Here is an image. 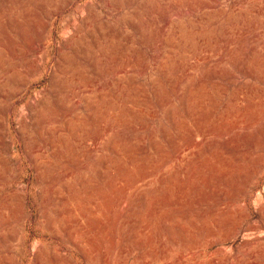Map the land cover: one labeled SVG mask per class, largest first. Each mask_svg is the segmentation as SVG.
<instances>
[{
  "label": "rangeland",
  "instance_id": "374dc122",
  "mask_svg": "<svg viewBox=\"0 0 264 264\" xmlns=\"http://www.w3.org/2000/svg\"><path fill=\"white\" fill-rule=\"evenodd\" d=\"M263 132L264 0H0V264H264Z\"/></svg>",
  "mask_w": 264,
  "mask_h": 264
},
{
  "label": "bare ground",
  "instance_id": "6f19581e",
  "mask_svg": "<svg viewBox=\"0 0 264 264\" xmlns=\"http://www.w3.org/2000/svg\"><path fill=\"white\" fill-rule=\"evenodd\" d=\"M129 2H130V1H129ZM113 3H115V2H113ZM122 4H123V3H122ZM128 4H129V3H128ZM115 5H116V4H115ZM120 5H121V4H120ZM181 8H182V7H181ZM192 8H193V7H192ZM261 8H262V7H261ZM131 14H132V13H131ZM89 17H90V16H89ZM83 18H84V17H83ZM83 18H82V19H83ZM130 19H131V18H130ZM179 19H180V18H179ZM134 20H135V19H134ZM175 20H176V19H175ZM187 20H188V19H187ZM79 22H80V21H79ZM175 22H176V21H175ZM181 22H182V21H181ZM178 23H179V22H178ZM178 23H177V24H178ZM150 24H151V23H150ZM198 24H199V23H198ZM198 24H197V25H198ZM197 25H196V26H197ZM199 25H200V24H199ZM199 25H198V26H199ZM96 26H97V25H96ZM98 26H99V25H98ZM184 26H185V25H184ZM81 27H82V26H81ZM157 27H158V26H157ZM202 27H203V26H202ZM182 28H183V26H182ZM184 28H185V27H184ZM94 29H95V28H94ZM94 29H93V30H94ZM192 29H194V28H191V30H192ZM77 30H78V29H77ZM182 30H183V29H182ZM182 30H181V31H182ZM74 31H75V30H74ZM172 31H174V30H172ZM183 31H184V30H183ZM87 32H88V31H87ZM99 32H100V31H99ZM102 32H103V31H102ZM76 33H77V32H76ZM88 33H89V32H88ZM94 33H95V32H94ZM189 33H191V32L189 31ZM89 34H90V33H89ZM168 34H169V33H168ZM195 34H196V33H195ZM74 35H75V34H74ZM82 35H83V34H82ZM101 35H102V34H101ZM149 35H152V34H149ZM192 35H193V33H192ZM196 35H197V34H196ZM198 35H199V33H198ZM72 36H73V35H72ZM187 36L189 37V35H187ZM76 37H77V36H76ZM151 37H152V36H151ZM191 37H192V36H191ZM202 37H203V36H202ZM70 38H71V36H70ZM162 38H164V37H162ZM193 38H195V37H193ZM193 38H192V39H193ZM200 38H201V37H200ZM227 38H228V37H227ZM71 39H72V38H71ZM80 39H81V37H80ZM93 39H94V38H93ZM151 39H152V38H151ZM188 39H189V38H188ZM192 39H191V40H192ZM68 40H69V39H68ZM163 40H164V39H163ZM200 40H202V39H200ZM70 41H71V40H70ZM79 41H80V40H79ZM41 42H42V41H41ZM166 42H167V41H166ZM75 43H76V42H75ZM173 43H174V42H173ZM195 43H197V42L195 41ZM76 44H77V43H76ZM76 44H75V45H76ZM81 44H83V43H81ZM197 44H198V43H197ZM166 45H167V44H166ZM170 45H172V44H170ZM191 45H192V44H191ZM194 45H195V44H194ZM38 46L40 47V45H38ZM38 46H37V47H38ZM77 46H78V45H77ZM174 46H175V45H174ZM176 46H177V45H176ZM195 46H196V45H195ZM163 47H164V46H163ZM167 47H168V46H167ZM189 47H190V46H189ZM193 47H194V46H193ZM199 47H200V46H199ZM199 47H198V48H199ZM74 48H75V47H74ZM194 48H195V47H194ZM194 48H192V49H194ZM37 49H38V48H37ZM80 49H81V47H80ZM165 49H166V48H165ZM161 50H162V49H161ZM169 50H170V49H169ZM172 50H173V49H172ZM36 51H37V50H36ZM190 51H191V50H190ZM78 52H79V51H78ZM78 52H77V53H78ZM185 52H187V51H185ZM191 52H192V51H191ZM75 53H76V52H75ZM170 53H171V52H170ZM196 53H197V52H196ZM196 53H194V56H195ZM173 54H174V53H173ZM187 54H188V53H187ZM250 54H251V53H250ZM122 55H123V54H122ZM180 55H181V54H180ZM27 56H29V55H27ZM68 56H69V55H68ZM71 56H73V55H71ZM158 56H159V53H158ZM163 56H164V55H163ZM168 56H169V55H168ZM181 56H182V55H181ZM183 56H184V55H183ZM29 57H30V56H29ZM66 57H67V56H66ZM74 57H75V56H74ZM30 59H31V58H30ZM72 59H73V57H72ZM160 59H161V58H160ZM171 59H172V58H171ZM179 59H180V58H179ZM183 59H184V58H183ZM191 59H192V58H191ZM248 59H249V57H248ZM62 60H63V59H62ZM188 60H189V59H188ZM198 60H199V59H198ZM38 61H39V59H38ZM39 62H40V61H39ZM154 62H155V61H154ZM165 62H166V61H165ZM171 62H172V61H171ZM68 63H70V62L68 61ZM152 63H153V62H152ZM180 63H182V62H180ZM191 63H192V62H191ZM245 63H246V62H245ZM245 63H244V64H245ZM196 65H197V64H196ZM242 65H243V64H242ZM37 66H38V65H37ZM60 66H61V65H60ZM71 66H72V64H71ZM181 66H182V65H181ZM181 66H180V67H181ZM245 66H246V65H245ZM38 67H39V66H38ZM175 67H176V66H175ZM242 67H244V65H243ZM242 67H241V68H242ZM67 68H68V67H67ZM244 68H245V67H244ZM71 69H72V67H71ZM165 70H166V69H165ZM241 70H242V69H241ZM175 71H176V70H175ZM242 71H243V70H242ZM61 72H62V71H61ZM179 72H180V71H179ZM184 72H185V71H184ZM245 72H246V71H245ZM65 73H66V72H65ZM59 74H60V73H59ZM186 74H187V73H186ZM174 75H175V74H174ZM127 77H128V76H127ZM162 77H163V76H162ZM119 78H120V77H119ZM157 79H158V78H157ZM159 79H160V78H159ZM121 80H122V78H121ZM129 80H130V79H129ZM55 81H56V80H55ZM59 81H60V80H59ZM59 81H58V82H59ZM152 81H153V83H154V80H152ZM186 81H187V80H186ZM58 82H57V83H58ZM128 82H129V81H128ZM61 83H62V82H61ZM131 83H132V81H131ZM153 83H152V84H153ZM122 84H123V83H122ZM134 85H136V84H134ZM155 85H156V84H155ZM193 85H194V84H193ZM56 86H57V85H56ZM60 86H61V85H60ZM199 86H202V85H199ZM143 87H144V86H143ZM180 87H181V86H180ZM69 88H70V87H69ZM124 88H126V87H123V89H124ZM135 88H136V87H135ZM135 88H133V89H135ZM146 88H147V87H146ZM152 88H153V87H152ZM191 88H192V87H191ZM121 89H122V88H121ZM142 89H143V88H142ZM182 89H183V88H182ZM58 90H59V89H58ZM156 90H157V89H156ZM190 90H191V89H190ZM194 90H195V89H194ZM196 90H197V89H196ZM247 90H248V89H247ZM250 90H251V88H250ZM59 91H60V90H59ZM123 91H124V90H123ZM126 91H127V90H126ZM144 91H145V90H144ZM154 91H155V89H154ZM154 91H153V92H154ZM157 92H158V91H157ZM190 92H192V91H190ZM250 92H252V91H250ZM46 93H47V92H46ZM57 93H58V92H57ZM141 93H142V92H141ZM144 93H145V92H144ZM193 93H194V92H193ZM119 95H120V94H119ZM119 95H118V96H119ZM134 96H135V95H134ZM141 96H142V95H141ZM116 97H117V96H116ZM42 98H44V97H42ZM139 98H140V97H139ZM161 98H162V97H161ZM165 98H166V97H165ZM45 99H46V98H45ZM55 99H56V98H55ZM113 99H114V98H113ZM113 99H112V100H113ZM57 100H58V98H57ZM59 100H60V99H59ZM161 100H162V99H161ZM190 100H191V99H190ZM252 100H253V99H252ZM47 101H48V100H47ZM131 101H132V100H131ZM137 101H138V100H137ZM48 102H50V101H48ZM114 102H115V101H114ZM114 102H113V103H114ZM124 102H125V101H124ZM38 104H39V103H38ZM44 104H45V103H44ZM49 104H50V103H49ZM124 104H125V103H124ZM130 104H131V103H130ZM186 104H187V102H186ZM125 105H126V104H125ZM42 107H43V106H42ZM46 107H47V106H46ZM68 108H69V107H68ZM47 109H48V108H47ZM203 111H204V110H203ZM39 118H40V117H39ZM117 118H118V117H117ZM117 118H116V119H117ZM35 119H36V118H35ZM35 119H34V120H35ZM75 119H76V118H75ZM41 120H42V119H41ZM45 123H46V122H45ZM76 123H77V122H76ZM115 124H116V123H115ZM44 125H45V124H44ZM206 125H207V123H206ZM206 125H205V126H206ZM36 126H37V125H36ZM196 126H197V125H196ZM203 126H204V125H203ZM120 131H121V130H120ZM126 131H127V130H126ZM201 131H202V130H201ZM115 132H116V131H115ZM112 133H113V132H112ZM197 133H198V132H197ZM207 133H208V132H207ZM263 133H264V132H263ZM110 134H111V133H110ZM116 134H117V133H116ZM118 134H120V133H118ZM166 134H167V133H166ZM192 135H193V134H192ZM256 135H257V134H256ZM114 136H115V135H114ZM124 136H125V135H124ZM205 136H206V135H205ZM263 136H264V135H263ZM121 137H122V136H121ZM118 138H119V137H118ZM254 138H255V137H254ZM105 139H106V138H105ZM256 139H257V138H256ZM263 139H264V138H263ZM258 140H259V139H258ZM107 143H108V142H107ZM113 143H114V142H113ZM113 143H112V144H113ZM118 144H119V143H118ZM121 144H122V143H121ZM123 145H124V144H123ZM254 145H255V144H254ZM194 147H195V146H194ZM256 147H257V146H256ZM194 149H195V148H194ZM117 150H118V149H116V151H117ZM116 151H115V152H116ZM117 154H118V153H117ZM258 155H259V154H258ZM261 155H262V154H261ZM198 156H199V155H198ZM255 156H256V155H255ZM106 158H107V157H106ZM121 158H122V157H121ZM104 160H105V159H104ZM50 165H51V164H50ZM259 165H260V163H259ZM104 166H105V165H104ZM120 167H121V166H120ZM40 168H41V167H40ZM119 170H120V169H119ZM106 171H107V169H106ZM115 171H117V170H115ZM194 171H196V170H194ZM113 174H114V173H113ZM44 177H45V176H44ZM46 177H47V176H46ZM109 181H110V180H109ZM130 182H131V181H130ZM126 183H127V182H126ZM128 183H129V181H128ZM104 186H106V185H104ZM121 187H122V186H121ZM170 189H171V188H170ZM173 189H174V188H173ZM116 190H117V189H116ZM121 191H122V190H121ZM167 192H168V191H167ZM18 194H19V193H18ZM18 198H20V197H18ZM23 199H24V198H23ZM20 200H21V199H20ZM17 202H18V201H17ZM23 203H24V202H23ZM149 203H150V202H149ZM126 261H127V260H125V262H126Z\"/></svg>",
  "mask_w": 264,
  "mask_h": 264
}]
</instances>
